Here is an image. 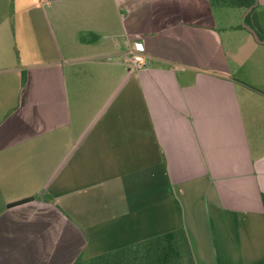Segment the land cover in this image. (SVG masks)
Listing matches in <instances>:
<instances>
[{
	"label": "crops",
	"instance_id": "1",
	"mask_svg": "<svg viewBox=\"0 0 264 264\" xmlns=\"http://www.w3.org/2000/svg\"><path fill=\"white\" fill-rule=\"evenodd\" d=\"M240 1L241 28L211 0H0V264L177 229L225 264L220 230H264V0Z\"/></svg>",
	"mask_w": 264,
	"mask_h": 264
},
{
	"label": "rangeland",
	"instance_id": "2",
	"mask_svg": "<svg viewBox=\"0 0 264 264\" xmlns=\"http://www.w3.org/2000/svg\"><path fill=\"white\" fill-rule=\"evenodd\" d=\"M240 0H212L215 13L217 15L218 24L220 27L226 26L228 23L230 25H239L241 23V15L245 13L243 10L238 9L237 3H239ZM249 20V19H248ZM245 22V21H244ZM241 28V26L239 25ZM264 230L263 229H252L248 227L247 225H243L240 223L239 229L236 230H230L227 228H224L219 231V237L222 236L225 237H232L233 232L237 235L238 243L237 245H233V247H222L221 249H224V257H226L227 262L225 264H257L255 261H246L250 260L252 256H255L256 260L258 258H264ZM231 233V234H230ZM213 246L211 248L209 247L208 251L211 253V257L213 256V261L216 259L214 252L212 251ZM215 248V247H214ZM218 249V247H217ZM180 251L182 253L183 257V264L185 263V251L186 247L185 245H181ZM192 252V250H191ZM193 255V254H192ZM222 252L219 251L218 259H221ZM86 256H88L86 254ZM136 256H139L137 253H134L133 251L121 255L118 254L116 257L110 259V260H102L97 258H92L89 255L85 258L84 262H79L75 264H130V261H134V258ZM236 256V257H235ZM236 258V259H234ZM245 258V259H243ZM194 259V257H193ZM219 263H222L219 260Z\"/></svg>",
	"mask_w": 264,
	"mask_h": 264
},
{
	"label": "trees",
	"instance_id": "3",
	"mask_svg": "<svg viewBox=\"0 0 264 264\" xmlns=\"http://www.w3.org/2000/svg\"><path fill=\"white\" fill-rule=\"evenodd\" d=\"M242 1H244L249 6L254 3V0H242ZM253 13H254V8H252L246 15L244 20L245 23L249 24L252 22V16L254 15ZM256 32L258 31L256 30ZM182 244L185 245L186 247L185 263L195 264L191 252L188 236L186 234V231H184L183 229L169 231L157 235L155 237L142 240L133 245L120 247L118 249L97 255L92 258H97V259L100 258L103 261L105 259L110 260L116 257L118 254L125 255L133 251L134 253H137L139 256H136L134 258V261H130V264H183V260H182L183 257L180 251ZM79 262H84V261H77L75 263H79Z\"/></svg>",
	"mask_w": 264,
	"mask_h": 264
},
{
	"label": "built area",
	"instance_id": "4",
	"mask_svg": "<svg viewBox=\"0 0 264 264\" xmlns=\"http://www.w3.org/2000/svg\"><path fill=\"white\" fill-rule=\"evenodd\" d=\"M132 68L141 69L146 65L145 57L141 54L135 53L130 56Z\"/></svg>",
	"mask_w": 264,
	"mask_h": 264
}]
</instances>
